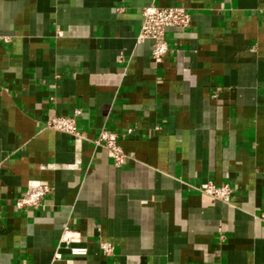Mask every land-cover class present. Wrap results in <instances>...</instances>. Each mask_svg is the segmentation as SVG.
I'll use <instances>...</instances> for the list:
<instances>
[{
	"label": "crops",
	"instance_id": "obj_1",
	"mask_svg": "<svg viewBox=\"0 0 264 264\" xmlns=\"http://www.w3.org/2000/svg\"><path fill=\"white\" fill-rule=\"evenodd\" d=\"M153 4L191 14L161 62ZM77 109L83 139L46 126ZM33 180L52 192L18 208ZM262 211L264 0H0V264H264Z\"/></svg>",
	"mask_w": 264,
	"mask_h": 264
},
{
	"label": "built area",
	"instance_id": "obj_2",
	"mask_svg": "<svg viewBox=\"0 0 264 264\" xmlns=\"http://www.w3.org/2000/svg\"><path fill=\"white\" fill-rule=\"evenodd\" d=\"M191 22V14L184 6L162 7L158 5H150L143 8V23L138 34L139 42L151 39L154 42L151 56L155 62H161L170 50L168 41L166 40V32L171 27L186 28ZM8 41V38H5ZM81 110H75L70 116H56L49 120L46 124L48 128L58 130L80 140L84 138V134L78 129L77 116ZM131 130H129L130 132ZM121 134L117 131L103 128L97 138L94 140L97 147L104 148L108 156L113 160L114 164L121 166L126 163L129 156L123 151L119 144ZM201 192L208 194L212 198L231 204L233 202V193L235 188L228 183H216L208 181L197 187ZM52 185L44 180H33L29 182L25 194L18 198L16 206L18 208L39 207L46 196L52 192ZM258 219L264 222V211L256 215ZM73 243L70 236V229L65 228L60 239V244L70 246ZM100 247L104 254L114 255V245L109 241H101ZM71 252L75 255L86 254L87 249L82 247L71 246Z\"/></svg>",
	"mask_w": 264,
	"mask_h": 264
}]
</instances>
